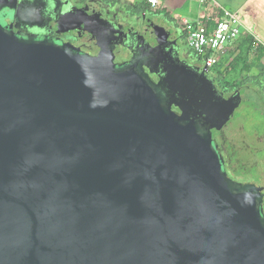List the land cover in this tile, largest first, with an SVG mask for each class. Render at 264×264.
I'll use <instances>...</instances> for the list:
<instances>
[{
    "label": "water",
    "instance_id": "water-1",
    "mask_svg": "<svg viewBox=\"0 0 264 264\" xmlns=\"http://www.w3.org/2000/svg\"><path fill=\"white\" fill-rule=\"evenodd\" d=\"M241 103L172 42L104 67L0 21V264H264V191L212 136Z\"/></svg>",
    "mask_w": 264,
    "mask_h": 264
},
{
    "label": "flooded vegetation",
    "instance_id": "flooded-vegetation-1",
    "mask_svg": "<svg viewBox=\"0 0 264 264\" xmlns=\"http://www.w3.org/2000/svg\"><path fill=\"white\" fill-rule=\"evenodd\" d=\"M20 2L0 0V8L3 9L0 21L20 39L59 46L94 59L104 67L125 66L134 53L142 52L143 55L157 40H163L172 42L179 49L182 60L204 66L197 63L194 54L188 50L189 45L186 46V35L180 23L171 17L155 18L153 8L144 2L129 4L119 0H32V25L17 20ZM136 33H139V38ZM198 59L202 60L200 57ZM216 70L214 66H209L210 74L226 96L238 89L242 93L239 86L224 91L221 75ZM150 76L154 81L158 80L156 75ZM250 87L259 92V87ZM174 112L181 115L177 108H174ZM183 117L188 119L187 115ZM221 131L212 129L213 142L229 175V172H234L232 145L227 144ZM262 200L264 211V196Z\"/></svg>",
    "mask_w": 264,
    "mask_h": 264
},
{
    "label": "rangeland",
    "instance_id": "rangeland-1",
    "mask_svg": "<svg viewBox=\"0 0 264 264\" xmlns=\"http://www.w3.org/2000/svg\"><path fill=\"white\" fill-rule=\"evenodd\" d=\"M186 44L188 47L187 39ZM193 56L197 63L204 64L203 60ZM250 61L254 63L253 55ZM256 71L257 67L250 72ZM232 75L230 73L229 79ZM253 88L241 87L244 101L221 133L227 144L232 145L234 172H229L231 178L264 191V104Z\"/></svg>",
    "mask_w": 264,
    "mask_h": 264
},
{
    "label": "built area",
    "instance_id": "built-area-1",
    "mask_svg": "<svg viewBox=\"0 0 264 264\" xmlns=\"http://www.w3.org/2000/svg\"><path fill=\"white\" fill-rule=\"evenodd\" d=\"M155 7L158 0H147ZM215 7V16L209 15L196 20L179 21L189 47L201 56L204 65L214 66L221 58L229 56L230 44L242 33L243 23L239 11L226 8L215 0H201ZM213 23V24H212ZM254 46L264 47L257 37Z\"/></svg>",
    "mask_w": 264,
    "mask_h": 264
},
{
    "label": "crops",
    "instance_id": "crops-1",
    "mask_svg": "<svg viewBox=\"0 0 264 264\" xmlns=\"http://www.w3.org/2000/svg\"><path fill=\"white\" fill-rule=\"evenodd\" d=\"M220 5L239 11L243 28L241 35L250 34L264 42V0H215ZM129 4L144 2L153 8L162 18L171 17L182 21L196 20L216 14L212 4L201 0H158L157 6H151L147 0H119ZM213 24V23H212Z\"/></svg>",
    "mask_w": 264,
    "mask_h": 264
},
{
    "label": "trees",
    "instance_id": "trees-1",
    "mask_svg": "<svg viewBox=\"0 0 264 264\" xmlns=\"http://www.w3.org/2000/svg\"><path fill=\"white\" fill-rule=\"evenodd\" d=\"M254 42L255 39L250 34L240 35L230 44L229 56L221 58L214 67L221 75L224 91H230L235 86L254 85L259 87L258 95L264 104V47L255 48ZM188 50L201 58L190 47ZM252 55L254 63L250 61ZM255 67L257 71L250 72ZM230 73H233L231 79H229Z\"/></svg>",
    "mask_w": 264,
    "mask_h": 264
}]
</instances>
